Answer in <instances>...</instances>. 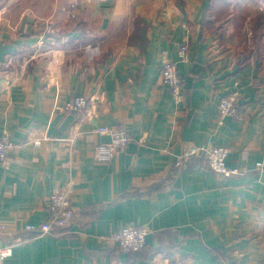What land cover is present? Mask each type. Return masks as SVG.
I'll return each mask as SVG.
<instances>
[{
    "label": "crops",
    "instance_id": "0c3cea01",
    "mask_svg": "<svg viewBox=\"0 0 264 264\" xmlns=\"http://www.w3.org/2000/svg\"><path fill=\"white\" fill-rule=\"evenodd\" d=\"M209 1L0 0V42L15 45L0 62V136L15 143L0 163V248L26 238L8 264H264V29L259 44L246 32L264 0H228L218 20ZM164 57L179 98L160 79ZM228 95L238 109L220 123ZM73 96L88 101L79 113L62 110ZM103 125L130 137L109 159L95 149L110 142ZM190 144L228 148L237 172L198 155L175 167ZM55 187L73 221L32 236ZM127 225L148 229L139 253L113 239Z\"/></svg>",
    "mask_w": 264,
    "mask_h": 264
},
{
    "label": "built area",
    "instance_id": "2783aa9c",
    "mask_svg": "<svg viewBox=\"0 0 264 264\" xmlns=\"http://www.w3.org/2000/svg\"><path fill=\"white\" fill-rule=\"evenodd\" d=\"M78 4V0H71V7L74 9ZM187 43L183 42L178 48V57L183 59L187 53ZM7 63V62H5ZM161 81L167 85L171 94L175 98H179L183 89V78L179 73L177 61L167 58L162 59L159 70ZM88 101L83 96H73L67 99L62 110L67 112L79 113L87 107ZM220 113V123H223L224 117L234 115L237 112V103L234 95L222 97L218 103ZM98 131L110 136V142L105 144H97L95 146L101 159H109L114 154L121 153L130 142V137L126 129L121 127L100 126ZM38 145V143H35ZM15 148V143L8 133L0 136V163L7 165L10 159V151ZM198 155L203 162L213 171L230 176L236 173V169H232L226 165V159L229 155V149L220 145H195L190 144L186 151L183 152L174 162L175 167H181L190 161L191 157ZM49 215L45 221L39 223H27L25 230L32 235H42L55 233L57 230L66 228L73 221V208L71 205V197L69 191L62 187H55L48 201ZM148 229L146 227H136L127 225L116 231L113 235L114 241L118 247L124 252L138 251L146 244V235ZM26 238H16L13 244H9L0 248V264H8L6 259L12 254V247L15 244L22 243Z\"/></svg>",
    "mask_w": 264,
    "mask_h": 264
},
{
    "label": "trees",
    "instance_id": "16d2710c",
    "mask_svg": "<svg viewBox=\"0 0 264 264\" xmlns=\"http://www.w3.org/2000/svg\"><path fill=\"white\" fill-rule=\"evenodd\" d=\"M231 9V4L228 0H210L209 5L207 6L206 13L213 16L215 19H220L223 15H226ZM222 15V16H221ZM264 13L259 15L253 24V39L255 44H259L260 37L263 34V25H264ZM221 16V17H220ZM247 8H242L237 11V14L234 16L235 23L243 24L246 20ZM238 109V108H237ZM64 229V228H63ZM61 230V229H60ZM32 235V234H30ZM35 236V235H32ZM145 246L138 251H131L130 253H139Z\"/></svg>",
    "mask_w": 264,
    "mask_h": 264
},
{
    "label": "water",
    "instance_id": "95a60500",
    "mask_svg": "<svg viewBox=\"0 0 264 264\" xmlns=\"http://www.w3.org/2000/svg\"><path fill=\"white\" fill-rule=\"evenodd\" d=\"M14 50H15L14 44L0 42V62H4L6 56L13 53Z\"/></svg>",
    "mask_w": 264,
    "mask_h": 264
},
{
    "label": "rangeland",
    "instance_id": "374dc122",
    "mask_svg": "<svg viewBox=\"0 0 264 264\" xmlns=\"http://www.w3.org/2000/svg\"><path fill=\"white\" fill-rule=\"evenodd\" d=\"M78 2H79V0H78ZM255 7L256 8L252 11V13L259 12V9L257 8V6H255ZM262 13H264V11H262L259 15H261ZM259 15L258 14L254 15L253 18H252L253 20L249 21L248 25H247V30H246L247 36L251 37L252 39H253V34H254V32H253V24H254L255 20L259 17ZM253 41H254V39H253Z\"/></svg>",
    "mask_w": 264,
    "mask_h": 264
}]
</instances>
